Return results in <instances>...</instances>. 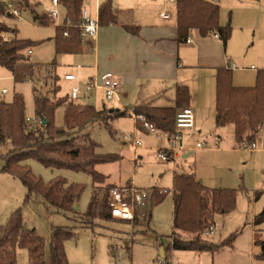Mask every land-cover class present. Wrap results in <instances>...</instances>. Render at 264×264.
<instances>
[{"label": "trees", "instance_id": "obj_1", "mask_svg": "<svg viewBox=\"0 0 264 264\" xmlns=\"http://www.w3.org/2000/svg\"><path fill=\"white\" fill-rule=\"evenodd\" d=\"M66 10L65 23L71 27H58L56 32L57 54L79 55L91 44H83L81 39L82 13L85 0H60ZM177 28L178 41L184 42L192 30H198L206 37L217 33L224 45L231 38L232 29L228 25H220V6L207 0H178ZM0 13L4 7L0 6ZM120 11L112 0H106L100 6V25H119ZM35 21L48 26L53 24L47 15H36ZM125 30L138 35L139 28L124 27ZM65 33L69 36L66 37ZM12 34V38L7 35ZM17 30L0 24V66L9 70L15 84L28 82L39 73L41 68L49 70L53 77L52 97L48 93L33 88L35 122L37 127L27 121L26 103L21 94L16 93L11 103L0 102V146L8 141L12 149L3 156L5 165L3 173L18 178L26 188L24 204L46 202L51 208L64 213L74 212L75 205L81 198L83 188L70 185L66 180L57 178L48 184L37 178L26 160H35L46 167L69 169L86 173L93 183L104 185L107 177L96 168L102 164L114 163L120 158L115 155L98 153L100 145L89 134H83L95 120L105 126L112 136H116L113 124L116 120L128 115L125 111L96 109L92 105H81L73 101L70 95L59 97L60 87L57 85L58 75H53L57 68L54 61L46 66L32 64L24 55L30 46L16 38ZM191 94L187 87L176 88V104L173 107L159 108L151 106L137 107L135 113L144 115L157 129L167 135L176 131V117L179 109H184L190 102ZM64 109L63 127L56 124V112ZM216 122L219 126L233 124L238 143L249 144L256 141L260 127L264 124V70L257 75V84L253 88H236L233 85L232 72L220 69L217 75ZM116 188L106 187L104 197L93 192L88 212L82 217L86 227H94L95 221L113 222L110 209V192ZM152 210L161 204L170 193L168 190L160 194L158 188H148ZM152 192V193H151ZM174 200V233L171 245L164 249L165 264H170L169 256L174 251L209 252L214 254L224 247H232L233 239L220 245L214 243L206 232L215 225L217 214H229L236 208L238 190L211 189L204 186L195 174H175L173 185ZM138 221V218L137 220ZM264 221V211L257 217L256 223ZM73 234L64 229L53 231L50 241L52 264H69L65 251V243ZM261 248L257 256L264 261V241H256ZM46 240L36 229L25 227L22 208H18L5 226H0V264H17L18 250L28 252V264H48L46 257Z\"/></svg>", "mask_w": 264, "mask_h": 264}, {"label": "rangeland", "instance_id": "obj_2", "mask_svg": "<svg viewBox=\"0 0 264 264\" xmlns=\"http://www.w3.org/2000/svg\"><path fill=\"white\" fill-rule=\"evenodd\" d=\"M0 6L5 13H0V24L17 30L16 38L21 42L30 44L24 50V55L32 64L46 66L52 62L57 63V68L52 74L58 75L57 85L60 87L59 97L68 95L76 84H68L64 81L65 73L74 64L67 54L56 52L57 28L64 24L66 10L59 7V22L42 26L35 21V16L46 15L52 8L51 0H0ZM12 6L21 11L20 19L8 15L7 8ZM85 6L91 7V2L85 0ZM12 38L13 35H7ZM90 49V48H89ZM32 51V55L28 51ZM69 72H73L70 70ZM48 93L52 97L53 77L49 70L41 68L39 73L30 81L15 84L12 74L6 68L0 66V102L11 103L15 94H21L26 103L27 118H33L35 114L33 88ZM82 88V87H81ZM6 91V94H3ZM76 103L88 105L87 101L79 99ZM112 106L113 103H107ZM100 107V106H99ZM64 109L56 112V124L63 127ZM31 126L38 124L31 122ZM116 136L98 120L91 123L83 134L90 137L100 145L98 153L102 155H115L120 159L114 163L102 164L96 170L108 178L104 185H95L91 176L82 172L69 169H55L44 166L35 160H26L32 173L45 184L62 178L70 185H78L83 188V193L78 201V209L71 213H64L51 208L46 202H31L24 204L26 188L21 181L2 169L5 165L3 156L11 149L8 141L0 146V226H5L12 214L22 208L26 228L36 229L47 242L46 259L52 264L49 241L56 229H64L73 234L66 241L65 251L69 264H158L161 258V250L170 245V236L173 231V175L177 165L184 166L185 170L194 169L203 185L211 189H235L238 190L236 208L229 214L219 215L216 218V233L210 239L218 245L233 239L232 247H224V253L231 251L233 257L224 254L219 258L220 264H248L244 260L245 254L258 256L260 249L255 242L264 241V221L256 223L257 217L264 211V168L261 160L264 159V151H247L242 149L232 135L226 134L224 142L217 151L199 152L190 156L187 160L176 162H163L155 148L159 146L156 136L141 133L137 130L131 117L121 118L113 124ZM211 133L215 129L210 130ZM131 134L142 142V146L135 150L132 142L121 140V135ZM208 140V147H214V136ZM213 141V142H212ZM258 149L260 140H257ZM235 149V150H233ZM263 158V159H262ZM177 166V167H176ZM181 167L179 168V172ZM115 184V187H137L148 189L161 187L170 193L165 200L154 210L153 219L149 224V212L152 210V202L145 218H140L138 212L134 221H122L114 219L113 222L101 220L95 221L94 227H86L82 217L88 212L93 192L100 198L104 197L106 187ZM118 185V186H117ZM124 185V186H123ZM160 194L166 190L158 189ZM149 191V190H147ZM150 192V191H149ZM152 193V192H151ZM150 196V193H149ZM138 218V221H136ZM119 221L129 224L118 223ZM250 253V254H249ZM230 259V260H229ZM28 252L18 250L17 264H28ZM257 264H264L258 261Z\"/></svg>", "mask_w": 264, "mask_h": 264}, {"label": "crops", "instance_id": "obj_3", "mask_svg": "<svg viewBox=\"0 0 264 264\" xmlns=\"http://www.w3.org/2000/svg\"><path fill=\"white\" fill-rule=\"evenodd\" d=\"M89 1L91 7L87 9L85 6V8L92 17H95L96 0ZM105 1L100 0V5ZM207 1L220 6L221 27L231 26V38L226 45L221 39L214 37L217 33L204 37L198 30L191 31L187 38L191 40L190 43L187 40L179 42L176 4L157 0H112L114 7L120 11L119 25L101 26L97 38L87 43L93 46L92 50L86 47L83 54H67L74 65L69 68V71L73 70V72L68 71L65 75H78L82 81L95 77L100 82L104 76L112 74L120 82L121 102H108L102 90L87 92L83 85L77 100L83 99L98 110L106 108L125 111L128 113L126 117H131L129 114L134 113L137 107L175 106L176 88L184 86L191 94L187 107L194 112L195 126L191 131L185 132L184 145L188 152L179 161L187 160L190 156L209 149L211 150L209 152L217 151L216 147L224 142L226 134L232 135L240 146L236 139L235 126L233 124L219 126L216 122L217 75L220 69H226L232 72L234 87L256 86L258 72L264 70V0ZM162 13L168 15V18H161ZM127 26L139 28L138 35L127 32L124 28ZM107 103L113 105L108 106ZM181 110L179 109L178 112ZM211 129L215 131L211 133ZM139 132L145 133L142 130ZM211 134L214 136V147L210 148L208 140ZM258 139L263 148L258 149L259 145H257L254 152L264 151V134L260 135L258 132L256 142ZM158 143L159 146L155 151L159 147L165 148L168 145L165 137ZM199 143L205 144L203 149L197 148ZM177 166L178 168L174 170L173 185L175 174L196 175L192 168L185 170L184 166ZM261 167L264 168V159L261 160ZM199 181L204 183L203 180ZM151 188L166 190L161 187ZM157 207L148 218L149 224ZM219 215L225 214L215 216V225ZM118 223L129 224L122 221ZM173 233L174 226L171 236ZM171 236L169 238L172 242ZM255 246L260 249V254L261 248L256 244ZM224 250H218L214 254L174 251L169 256V262L170 264H220L219 258L224 254L233 257L231 251L224 253ZM241 254H245L244 260L248 264L264 262L253 253Z\"/></svg>", "mask_w": 264, "mask_h": 264}, {"label": "built area", "instance_id": "obj_4", "mask_svg": "<svg viewBox=\"0 0 264 264\" xmlns=\"http://www.w3.org/2000/svg\"><path fill=\"white\" fill-rule=\"evenodd\" d=\"M37 2H42V0H34ZM169 4H176L178 0H157ZM52 8L46 13V15L54 22H59L60 13L59 7L60 0H51ZM100 0H96V15L92 17L89 11L84 8L82 13V23L79 26L81 29V39L83 44L93 42L100 31ZM8 14L20 19L21 11L18 8H13L9 6L7 8ZM161 18H168V15L162 13ZM71 27V23L67 22L60 27ZM65 36L68 37L69 34L65 33ZM216 39L221 37L216 34L214 35ZM187 42L190 43L191 40L187 39ZM92 50V49H90ZM28 54L31 55L32 51L29 50ZM80 68V67H79ZM64 80L67 82L76 83V86L72 88L70 92V97L73 101L77 100L81 94V85L85 88L87 92L93 91L95 89H100L104 92L105 99L108 102H121L120 95V82L116 76L109 74L104 76L99 82L97 78L93 77L82 81L78 75L67 74L64 76ZM3 94H6V91H3ZM131 118L134 120L137 130H142L148 135L156 136L158 141H162L165 137L167 140V147L157 148V151L160 155V158L163 162H176L178 159L182 158L184 154L188 151L185 148V132L191 131L195 126V116L194 112L190 107H186L178 112L176 117V131L171 135L164 134L162 131L157 129L147 118L142 114L130 113ZM28 122H35V118H27ZM259 134H264V124L261 126ZM121 140L132 142V146L135 150L139 149L142 146V142L139 141L136 136L131 134L121 135ZM205 146L204 143H199L197 145L198 149H203ZM240 147L247 151H254L257 149L256 141L249 144L247 142H242ZM150 198L149 191L146 189H139L137 187H116L110 192V209L111 216L113 219H119L122 221H134L138 212H141L140 218H145L146 213L150 207ZM215 233V227L212 226L207 232V236H213ZM158 264H165V260L161 257L158 260Z\"/></svg>", "mask_w": 264, "mask_h": 264}, {"label": "water", "instance_id": "obj_5", "mask_svg": "<svg viewBox=\"0 0 264 264\" xmlns=\"http://www.w3.org/2000/svg\"><path fill=\"white\" fill-rule=\"evenodd\" d=\"M74 209H75V210L78 209V205H77V204L75 205ZM163 252H164V250L162 249V250H161V256H162V257L164 256V255H163Z\"/></svg>", "mask_w": 264, "mask_h": 264}]
</instances>
